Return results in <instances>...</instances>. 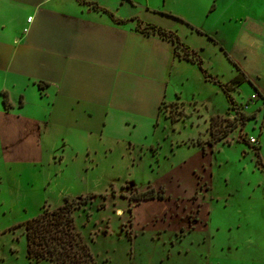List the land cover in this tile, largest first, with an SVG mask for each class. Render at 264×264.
I'll return each mask as SVG.
<instances>
[{
    "label": "rangeland",
    "instance_id": "obj_1",
    "mask_svg": "<svg viewBox=\"0 0 264 264\" xmlns=\"http://www.w3.org/2000/svg\"><path fill=\"white\" fill-rule=\"evenodd\" d=\"M93 2L120 9L124 23L147 7L176 18L215 78L231 83L239 66L248 81L226 106L219 86L186 65L184 88L172 78L185 106L193 93L206 101L201 111L172 101L130 130L121 118L104 130L94 119L73 125L27 85L12 43L26 9L0 0V264H50L27 257L24 225L82 196L92 198L73 211L74 227L95 264H264V0ZM144 192L155 197L138 200Z\"/></svg>",
    "mask_w": 264,
    "mask_h": 264
},
{
    "label": "crops",
    "instance_id": "obj_2",
    "mask_svg": "<svg viewBox=\"0 0 264 264\" xmlns=\"http://www.w3.org/2000/svg\"><path fill=\"white\" fill-rule=\"evenodd\" d=\"M5 1L26 9L23 29L12 39L14 50L20 55L18 65L28 86L42 85L40 91L51 97L56 107L54 112L59 105L57 117L67 116L70 121L77 117L73 125L78 119L81 124L94 119L102 123L103 130L110 120L121 118L130 130V125L143 119L159 117V108L164 102L180 101L185 106L180 86L172 76L176 73L175 78L184 88L186 65H198L178 58L173 42L156 34L139 32L137 20L118 23L77 0ZM116 11L117 20L130 19L121 17L120 9ZM141 15L143 23L177 32L190 46L185 38L190 39L192 35L176 18L150 7ZM29 18H32L30 22ZM203 67L209 72L204 61ZM198 69L200 80L208 82ZM21 98L25 101L21 95L19 108H24ZM195 99L196 93H193L189 107L185 106L189 112L193 108L201 111L198 108L206 103ZM227 102L226 98V106ZM11 109L13 106L7 111ZM218 115L221 114L211 118Z\"/></svg>",
    "mask_w": 264,
    "mask_h": 264
},
{
    "label": "trees",
    "instance_id": "obj_3",
    "mask_svg": "<svg viewBox=\"0 0 264 264\" xmlns=\"http://www.w3.org/2000/svg\"><path fill=\"white\" fill-rule=\"evenodd\" d=\"M77 1L92 6L97 11L108 14L115 22H124L115 19L109 10L101 8L96 2L87 0ZM214 9L215 5L213 4L210 11ZM134 20H137L136 28L139 32L146 35L156 34L163 39L173 42V44H175L176 56H180L179 50L182 48L185 51L184 59L196 63L202 71L204 78L219 86L225 93L229 104L231 106L234 105L231 92H233L236 87L248 81L246 75L241 71L239 66H236L237 74L231 79V83H223L211 73L207 72L203 67V61L195 55L196 52L194 50L191 51L189 47L185 46L175 32L168 31L151 23L144 24L136 18H134L133 21ZM225 55L227 56V54ZM228 60L231 62L229 57ZM41 86L42 85L39 84V87ZM3 104L6 110L12 107L6 93L4 95ZM213 121L214 117H212V125ZM219 140H221V138L212 137L210 144L213 145ZM141 196L143 198L138 200H151L155 197V194L152 193L148 195L147 192H144L141 193ZM91 198V196H82L80 199L67 198L65 203L57 209L50 210L46 208L37 217L27 221L24 225L27 238V257L35 261H48L50 264H95L94 257L88 245L75 230L73 217V211L88 204Z\"/></svg>",
    "mask_w": 264,
    "mask_h": 264
},
{
    "label": "built area",
    "instance_id": "obj_4",
    "mask_svg": "<svg viewBox=\"0 0 264 264\" xmlns=\"http://www.w3.org/2000/svg\"><path fill=\"white\" fill-rule=\"evenodd\" d=\"M31 20H32V18H29V22H30ZM253 100H254V98H251V99H250V103H251V102H254ZM246 107H248V105H246ZM251 141H252V143H255V139H252Z\"/></svg>",
    "mask_w": 264,
    "mask_h": 264
}]
</instances>
